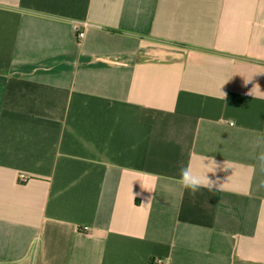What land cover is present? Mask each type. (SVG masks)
Segmentation results:
<instances>
[{
    "label": "crops",
    "instance_id": "1",
    "mask_svg": "<svg viewBox=\"0 0 264 264\" xmlns=\"http://www.w3.org/2000/svg\"><path fill=\"white\" fill-rule=\"evenodd\" d=\"M255 83L264 0H0V264H264Z\"/></svg>",
    "mask_w": 264,
    "mask_h": 264
},
{
    "label": "clouds",
    "instance_id": "2",
    "mask_svg": "<svg viewBox=\"0 0 264 264\" xmlns=\"http://www.w3.org/2000/svg\"><path fill=\"white\" fill-rule=\"evenodd\" d=\"M251 81H245V83H249ZM222 98L224 99L226 93L222 92ZM254 98L264 99V90H262L261 85L259 83L253 84L250 91L247 93ZM264 143V141H257L258 146ZM208 160V164L205 165L204 161ZM257 164L261 171H264V150H262L258 156L256 157ZM201 167L203 168H211L209 172H215L218 165L210 157H205L200 162ZM201 173L194 170L191 164L185 165L180 168L178 183L181 185L183 189L189 192L190 195L195 196L201 189H207L209 192L213 190L221 191L224 187V183H220L218 180L210 179L207 173ZM259 187L264 188V181H261ZM145 205L144 203L141 206Z\"/></svg>",
    "mask_w": 264,
    "mask_h": 264
},
{
    "label": "built area",
    "instance_id": "3",
    "mask_svg": "<svg viewBox=\"0 0 264 264\" xmlns=\"http://www.w3.org/2000/svg\"><path fill=\"white\" fill-rule=\"evenodd\" d=\"M81 34H82V32L80 30H78V35L80 36ZM20 181L21 182H26V181H28V177L25 176V175H21L20 176ZM86 229H88V228H86ZM157 263L158 264H163V260L162 259H157Z\"/></svg>",
    "mask_w": 264,
    "mask_h": 264
},
{
    "label": "trees",
    "instance_id": "4",
    "mask_svg": "<svg viewBox=\"0 0 264 264\" xmlns=\"http://www.w3.org/2000/svg\"><path fill=\"white\" fill-rule=\"evenodd\" d=\"M107 30L113 31V32H117V30H114V29H107ZM149 264H158L157 263V259H155V258L154 259H151L150 262H149Z\"/></svg>",
    "mask_w": 264,
    "mask_h": 264
}]
</instances>
